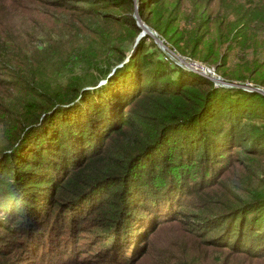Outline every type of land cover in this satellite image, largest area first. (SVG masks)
<instances>
[{
	"label": "trees",
	"instance_id": "1",
	"mask_svg": "<svg viewBox=\"0 0 264 264\" xmlns=\"http://www.w3.org/2000/svg\"><path fill=\"white\" fill-rule=\"evenodd\" d=\"M186 1L137 0L138 18L179 56L264 88V0H192L190 16ZM134 8L0 0V264H264V95L174 69L149 35L125 56ZM166 224L189 236L179 257L154 251Z\"/></svg>",
	"mask_w": 264,
	"mask_h": 264
},
{
	"label": "rangeland",
	"instance_id": "2",
	"mask_svg": "<svg viewBox=\"0 0 264 264\" xmlns=\"http://www.w3.org/2000/svg\"><path fill=\"white\" fill-rule=\"evenodd\" d=\"M136 5H137V2H136ZM217 5H218V2L215 1L213 4H211L209 6L213 10L214 13L218 10V6ZM229 6H230V4H227L226 8H229ZM203 7H204V2L202 0H199V2L196 1V12L197 11H201L203 9ZM194 8H195V5L193 4L192 0H187L185 2V4H182V12H184L187 16H190L191 13H193ZM13 9H14V6L7 7L6 10L1 14V18L4 21L10 22L11 24H14L15 27H17L20 24V22H21V19H20L19 16L21 15V18L23 20L25 19V16H24V14L22 13L21 10H16L15 14H13V11H12ZM222 10L223 9H221L220 12H222ZM32 11L34 12L35 10H32ZM134 12L137 13V8L136 9L134 8L133 16H134ZM227 12H229V11H227ZM25 13H27V12H25ZM232 18H233V16L230 15L229 19H232ZM211 20H214V18H212ZM142 24H144V23H142ZM188 25L192 26L191 22H188L186 24V26H188ZM216 26H217V24L214 25V28ZM150 30L153 31L152 29H150ZM15 31L24 33V34H21L20 36H18L17 38L14 39V41L16 43H20V41L22 40L23 43H26L28 41L31 45H34L35 41L37 42V38L35 36H33V35L29 36V34L27 32V29H22V30L21 29H16ZM153 32L157 35V37H158V39L160 41V43L159 42L155 43V41L153 39L154 43L156 44V48L155 49H159L160 50V54L162 55L161 56L159 54L158 55L159 58L162 59L163 55H164V56L167 57V59L169 61L172 62L171 66L174 69H177L178 67H180L184 71L192 72V70H190L188 67L178 66L179 65L177 63V62H179L178 59L181 60V59H185V58H182V56H178V54L175 51L170 50L164 44L165 43L164 39H161L155 31H153ZM38 36L41 37L40 35H38ZM69 36H71V35H69ZM34 37L36 38V40L34 39ZM143 37H145V36H143ZM66 38H69V37H66ZM139 40H141V39H139ZM135 43H136V40L134 41V43H131V44H128V43H124L123 44L122 50H123V53L125 54V56L128 57L129 55H131L134 52V50L136 48V45L138 44V43L137 44H135ZM239 50L240 49H238L237 47L236 48H231V50L229 52V54H230L229 63H228V66L225 69H233L234 68L233 65L236 63V59L234 58V55L238 54ZM263 55H264V53H263ZM191 61L189 63L195 62L197 64H200V65L204 66V67L209 68L211 74H208L206 77H203V78L208 80V81L213 82L216 88H218L217 83L221 82V83H226L227 85L240 86V87H242L243 90H247V91H255L257 93H260L261 91L264 92V88L263 87H259L258 85H255L252 80H247L246 79L244 82H240V83H235L233 80L231 82H229L228 80H225L224 78H222V76L220 75L221 73H219V71L217 69V66H218L217 63L203 62V61L198 60V59H192ZM122 63H125V62H122ZM122 63L114 64L111 67L112 68L111 72H113L115 68L121 67ZM98 68H101V69L104 70L105 69V65H100L99 64ZM196 75H198V74L196 73ZM231 75H234V73H232ZM64 79L65 78L62 76V73H60V74L57 75L55 83L57 85L61 86V85H63L65 83V81H63ZM103 83H104V80L100 81L99 85H101ZM84 87L87 88V90H91L92 89L90 86H84ZM2 144H3V142H2ZM261 177H263V175L261 173L258 174V178H261ZM182 228H183V226H179V228H178L176 226V224H169V225L166 224V225L159 226V229L155 232L156 234H154L151 237V241L154 244L153 245V247L155 249L154 251L156 253H161L164 250H170V251H173L172 253L175 256L179 257L180 253H181V250L184 251V245L186 243H188V240H189V236H186L187 234L182 230ZM178 251H179V254H178Z\"/></svg>",
	"mask_w": 264,
	"mask_h": 264
},
{
	"label": "water",
	"instance_id": "3",
	"mask_svg": "<svg viewBox=\"0 0 264 264\" xmlns=\"http://www.w3.org/2000/svg\"><path fill=\"white\" fill-rule=\"evenodd\" d=\"M136 2H137V0H135V9L137 8ZM133 18L137 21V26L141 29V33L136 38V43L135 44H137L138 41H139V39H141L145 35H149L150 37H152L154 39L155 43H158V42L160 43L157 35L153 31H151L146 25H144V24H142L140 22V20H139L138 15H137L136 12H134ZM217 86L218 87H221V88H226V89H231V88L232 89L233 88H240V89H242V87H240V86H237V85H227L226 83H221V82L220 83H217ZM260 93L262 95H264V92L261 91Z\"/></svg>",
	"mask_w": 264,
	"mask_h": 264
},
{
	"label": "built area",
	"instance_id": "4",
	"mask_svg": "<svg viewBox=\"0 0 264 264\" xmlns=\"http://www.w3.org/2000/svg\"><path fill=\"white\" fill-rule=\"evenodd\" d=\"M182 58H185V59H181V60L178 59L179 60V62H177L179 64L178 66L188 67L190 70H192V72H194L195 74L197 73L201 77H206L208 74H211L209 68L204 67V66L197 64L195 62L189 63L192 59H190L188 57L182 56Z\"/></svg>",
	"mask_w": 264,
	"mask_h": 264
}]
</instances>
